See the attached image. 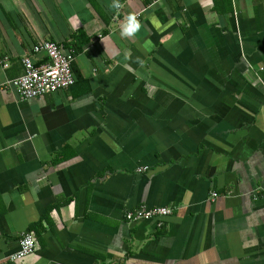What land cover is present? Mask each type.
I'll use <instances>...</instances> for the list:
<instances>
[{"label":"crops","instance_id":"0c3cea01","mask_svg":"<svg viewBox=\"0 0 264 264\" xmlns=\"http://www.w3.org/2000/svg\"><path fill=\"white\" fill-rule=\"evenodd\" d=\"M112 3L0 0V262L264 264V0ZM47 41L76 83L23 100Z\"/></svg>","mask_w":264,"mask_h":264},{"label":"built area","instance_id":"2783aa9c","mask_svg":"<svg viewBox=\"0 0 264 264\" xmlns=\"http://www.w3.org/2000/svg\"><path fill=\"white\" fill-rule=\"evenodd\" d=\"M35 52L44 51L47 61L36 63L31 56L23 58L24 74L12 81L13 85L23 100L41 97L45 94L66 89L76 83V76L73 71L74 54L55 41H47L40 46H34ZM145 170V168H144ZM217 193L212 197L216 198ZM173 213V209L164 206L139 207L129 210L125 218L130 223L159 219ZM35 239L31 233H27L20 241V247L14 255L9 257L10 261L23 259L35 250ZM0 264H5L1 263Z\"/></svg>","mask_w":264,"mask_h":264},{"label":"clouds","instance_id":"9594fccd","mask_svg":"<svg viewBox=\"0 0 264 264\" xmlns=\"http://www.w3.org/2000/svg\"><path fill=\"white\" fill-rule=\"evenodd\" d=\"M121 6L120 0H113L111 7L119 8ZM141 28V22L135 14H130L126 22L121 25L120 35L122 37H131L135 35ZM142 62V61H141Z\"/></svg>","mask_w":264,"mask_h":264},{"label":"trees","instance_id":"16d2710c","mask_svg":"<svg viewBox=\"0 0 264 264\" xmlns=\"http://www.w3.org/2000/svg\"><path fill=\"white\" fill-rule=\"evenodd\" d=\"M74 50V49H73ZM76 51L74 50V53H75Z\"/></svg>","mask_w":264,"mask_h":264}]
</instances>
